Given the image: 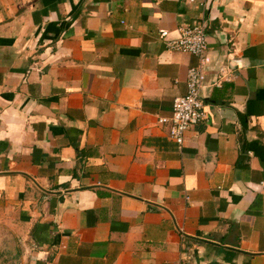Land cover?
<instances>
[{
    "label": "crops",
    "instance_id": "crops-1",
    "mask_svg": "<svg viewBox=\"0 0 264 264\" xmlns=\"http://www.w3.org/2000/svg\"><path fill=\"white\" fill-rule=\"evenodd\" d=\"M0 264H264V0H0Z\"/></svg>",
    "mask_w": 264,
    "mask_h": 264
},
{
    "label": "built area",
    "instance_id": "built-area-1",
    "mask_svg": "<svg viewBox=\"0 0 264 264\" xmlns=\"http://www.w3.org/2000/svg\"><path fill=\"white\" fill-rule=\"evenodd\" d=\"M206 29V21L196 26H182L179 29V39L169 41L167 44L170 50L191 54L199 60L197 66L188 70L187 91L185 95L175 99L172 118L160 120L162 124L170 123V137L179 145L183 144L187 132L206 119L203 97V91L207 87L205 63L208 41ZM160 35L165 39L168 32L161 31ZM224 71L225 69H222V75H224ZM219 85L220 83H215L213 87Z\"/></svg>",
    "mask_w": 264,
    "mask_h": 264
}]
</instances>
